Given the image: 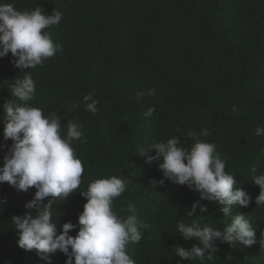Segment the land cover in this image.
I'll list each match as a JSON object with an SVG mask.
<instances>
[{
  "label": "trees",
  "instance_id": "16d2710c",
  "mask_svg": "<svg viewBox=\"0 0 264 264\" xmlns=\"http://www.w3.org/2000/svg\"><path fill=\"white\" fill-rule=\"evenodd\" d=\"M0 3L13 4L19 11L41 7L46 15L53 10L62 13L60 24L45 31L63 51L29 70L36 83L30 103L45 114L57 112L62 136L69 121L80 126L87 143L74 141L73 148L85 168L81 190L95 179L113 175L128 182L125 193L114 201V210L127 218L132 204L139 222L148 225L141 242L127 249L136 264H199L176 256L175 247L199 244L195 239L185 241L177 224L198 221L223 230L231 222L219 211L220 204L208 201H201L207 213L197 209V216H187L199 193L167 181L164 186L154 184L163 177L159 162L147 163L140 155L142 149L171 137L191 147L186 133L193 129L210 132L206 140L226 161L225 171L252 196L248 207L234 206L231 215H245L256 228L257 239L251 247L218 241L220 250L204 264H264V208H256L260 189L252 183L251 172L253 165L264 172V137L255 135L264 127V0ZM12 60L11 53L0 58V119L2 105L12 99L8 88L24 75ZM149 89L155 90L154 96L137 99V92ZM88 93L99 100L95 115L85 109L83 97ZM153 107L154 115L146 118ZM3 131L0 122V166L13 143L4 141ZM35 191L18 192L6 182L0 184V264H47L35 250L18 246L19 233L12 223L13 216L36 214L25 207ZM85 203L87 199L75 192L54 204L58 232L66 222L78 224ZM66 259L59 251L51 254V264H65Z\"/></svg>",
  "mask_w": 264,
  "mask_h": 264
},
{
  "label": "clouds",
  "instance_id": "9594fccd",
  "mask_svg": "<svg viewBox=\"0 0 264 264\" xmlns=\"http://www.w3.org/2000/svg\"><path fill=\"white\" fill-rule=\"evenodd\" d=\"M61 20L62 13L58 10L46 15L41 7L19 11L13 4L0 3V58L11 53L12 63L24 73L8 88L12 99L2 105L3 138L13 143L0 166V184L6 182L18 192L36 189L33 199L25 204L26 208L35 209L36 214L29 212L12 217L19 233L17 243L25 251L35 250L47 264H51V254L57 251L67 257L65 264H136L127 249L129 245L141 242L148 225L139 222L132 204L128 205L127 211L132 214L127 218L114 210V201L125 193L128 182L113 175L95 179L86 190H81L85 168L73 148L74 141L87 143L86 138L82 139L80 126L69 121L67 133L62 136L61 117L57 112L45 114L43 109L30 103L36 95V83L29 70L63 51L62 45L55 43L45 31L58 26ZM145 94L154 96L155 90L137 92V99H142ZM83 101L88 112L95 115L99 111V100L94 99L92 93L85 95ZM154 113L153 107L144 115L148 118ZM255 135L264 137V127L257 128ZM186 136L192 140L191 147L182 146L179 137H171L166 142L142 149L140 155L146 156L147 163L159 162L163 177L154 184L164 186L167 181L186 185L199 193L200 199L192 204L187 216H197V209L207 213V205L201 201H208L220 204L219 211L224 217H231L223 230L208 223L202 226L198 221L177 224L185 241L195 239L199 244H193L190 249L175 247L176 256L182 261L204 264L205 260L212 261L220 250L218 241L231 247L237 243L247 247L257 243L256 228L250 220L243 214L231 215L234 206L248 207L253 198L237 187L234 175L225 171L226 161L217 152L216 145L206 140L210 136L207 129L189 130ZM153 149L155 155H149ZM251 172L252 183L260 189L255 198L256 208H264V172L255 165ZM75 192L86 198L87 203L78 217V224L66 222L58 232V224L53 222L54 204L63 202ZM77 227V234L70 235Z\"/></svg>",
  "mask_w": 264,
  "mask_h": 264
}]
</instances>
